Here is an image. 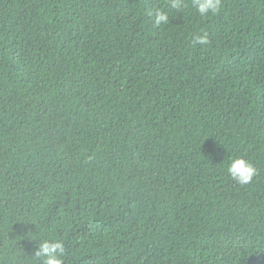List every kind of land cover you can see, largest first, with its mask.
<instances>
[{
	"label": "trees",
	"instance_id": "trees-1",
	"mask_svg": "<svg viewBox=\"0 0 264 264\" xmlns=\"http://www.w3.org/2000/svg\"><path fill=\"white\" fill-rule=\"evenodd\" d=\"M44 240L63 264H264V0H0V264Z\"/></svg>",
	"mask_w": 264,
	"mask_h": 264
},
{
	"label": "clouds",
	"instance_id": "clouds-1",
	"mask_svg": "<svg viewBox=\"0 0 264 264\" xmlns=\"http://www.w3.org/2000/svg\"><path fill=\"white\" fill-rule=\"evenodd\" d=\"M221 0H192V5L202 16L215 15L220 11ZM183 0H171V7L181 8ZM152 18L154 25L168 24L169 17L166 12L156 8L148 13ZM193 43L207 45L209 43L207 34L195 36ZM230 177L239 185L244 186L252 182L257 169L253 164L243 157H236L230 161L227 166ZM64 247L59 240L42 241L35 252V256L41 259V264H63Z\"/></svg>",
	"mask_w": 264,
	"mask_h": 264
}]
</instances>
